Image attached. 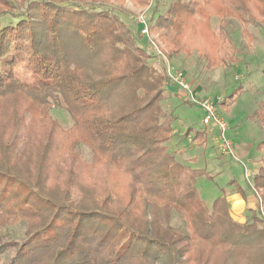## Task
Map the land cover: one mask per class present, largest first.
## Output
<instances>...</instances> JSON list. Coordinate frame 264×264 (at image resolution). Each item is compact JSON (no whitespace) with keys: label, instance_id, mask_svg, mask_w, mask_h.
Returning <instances> with one entry per match:
<instances>
[{"label":"trees","instance_id":"obj_1","mask_svg":"<svg viewBox=\"0 0 264 264\" xmlns=\"http://www.w3.org/2000/svg\"><path fill=\"white\" fill-rule=\"evenodd\" d=\"M133 1L149 5L150 29L176 51L195 47L186 38L202 37L200 20L211 14L247 25L263 13L262 0H177L162 13L160 0ZM14 2L0 0V9ZM27 5L36 17L0 10V256L13 249L0 264H264L258 210L240 221L225 193L208 206L196 183L213 176L166 145L167 79L139 35L107 9ZM24 62L29 82L15 74ZM258 106L249 118L264 129ZM53 109L68 115L67 127ZM261 162L252 185L264 190Z\"/></svg>","mask_w":264,"mask_h":264},{"label":"rangeland","instance_id":"obj_2","mask_svg":"<svg viewBox=\"0 0 264 264\" xmlns=\"http://www.w3.org/2000/svg\"><path fill=\"white\" fill-rule=\"evenodd\" d=\"M29 1L16 0L11 6H1L0 10L17 15L27 14V12L33 15L35 11L28 10ZM52 1H64L67 4L81 3L110 10L137 35L139 31L131 16L146 6L139 5L133 0ZM172 1L177 0H160L159 12H164ZM256 6L263 13L261 12L262 16L257 17L253 24L242 25L234 17L220 20L214 14L209 15L207 20H200L199 30L202 37L196 38L195 35L187 37L189 44L195 42V47L189 50L176 51L174 47L167 44L166 39L161 37L171 61L185 72L194 88L199 87L198 97L219 96L223 101V105L220 103L218 106V112L229 124L225 135L233 145L241 146L247 153L240 159L221 155L215 143L219 131L214 129L210 132L208 128H205L202 123V110L189 103L179 88L168 84L165 96L169 98L165 102V109L173 113L171 125L174 133L166 145L175 153L178 161L192 168L204 169L208 176H213L212 179L201 176L196 183L202 199L208 206L223 193L227 196L230 193H239L235 182L251 190L244 178V169L249 168L253 174H256L264 158V147H260L261 142L264 141V129L249 118L259 107L260 102L264 101V0ZM34 16L36 17V14ZM220 27L223 29L221 33ZM189 31L188 27L187 34ZM138 37L145 51V39L140 35ZM196 39L202 40L200 47L196 45L199 42ZM150 61L157 68L156 60ZM15 74L25 82L31 80L30 71L25 62L16 66ZM63 113L65 112L57 109L51 111L53 118L67 127L70 119L66 113ZM27 145L28 142L25 146ZM78 150L79 158L89 162L88 150L85 148H78ZM252 179L253 176L249 181L252 182ZM75 182L69 183L68 190L71 199L77 200L80 191ZM257 190L263 196L264 190ZM244 214L247 218L251 215L250 212H244ZM23 230L24 224L20 223L12 229V232L19 238ZM183 246V243H180L177 251L181 253ZM12 255L13 249L4 252L0 256V263Z\"/></svg>","mask_w":264,"mask_h":264},{"label":"built area","instance_id":"obj_3","mask_svg":"<svg viewBox=\"0 0 264 264\" xmlns=\"http://www.w3.org/2000/svg\"><path fill=\"white\" fill-rule=\"evenodd\" d=\"M149 5L134 12L131 16L133 22L137 25L139 35L145 39V52L151 59L157 62V69L166 77V85L172 84L179 88L186 97V100L199 107L203 112L202 123L210 132L214 129L219 131L215 138L217 148L224 157L232 156L240 159L234 151V145L230 141L225 132L228 129V122L219 114L218 106L222 102L219 96L215 97H198V92L192 86L188 77L182 69H179L171 61L168 51L165 48L162 39L158 32L152 31L148 21ZM254 176L249 168L244 169V178L247 181L250 189L255 195L257 202V210L260 217L264 220V201L258 190L250 182V177Z\"/></svg>","mask_w":264,"mask_h":264},{"label":"crops","instance_id":"obj_4","mask_svg":"<svg viewBox=\"0 0 264 264\" xmlns=\"http://www.w3.org/2000/svg\"><path fill=\"white\" fill-rule=\"evenodd\" d=\"M198 93L199 92V87H195ZM174 133V131H173ZM234 151L236 155L240 158H243L246 156V151L242 149L241 146L239 145H234ZM235 182V181H233ZM239 185L238 183L236 184L235 182V187ZM241 188L244 189V196L241 195L240 193H230L227 196L229 205H230V210L233 214H235L240 221H244L246 219V214L244 212H249V210H257V202L254 193L252 190L244 188V186L239 185Z\"/></svg>","mask_w":264,"mask_h":264}]
</instances>
